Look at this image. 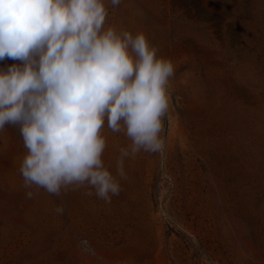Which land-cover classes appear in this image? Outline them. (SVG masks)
Listing matches in <instances>:
<instances>
[{
	"label": "rangeland",
	"instance_id": "rangeland-1",
	"mask_svg": "<svg viewBox=\"0 0 264 264\" xmlns=\"http://www.w3.org/2000/svg\"><path fill=\"white\" fill-rule=\"evenodd\" d=\"M108 13L174 65L164 152L126 159L111 203L84 188L57 197L22 186L26 149L6 126L0 264H264V0H121ZM103 135L115 175L130 142L106 123Z\"/></svg>",
	"mask_w": 264,
	"mask_h": 264
},
{
	"label": "clouds",
	"instance_id": "clouds-1",
	"mask_svg": "<svg viewBox=\"0 0 264 264\" xmlns=\"http://www.w3.org/2000/svg\"><path fill=\"white\" fill-rule=\"evenodd\" d=\"M120 3L0 0V62L13 61L0 67V132L10 126L22 137L25 189L59 197L84 188L111 203L126 159L164 152L175 68L144 31L108 23V5ZM105 123L130 142L115 175L102 159Z\"/></svg>",
	"mask_w": 264,
	"mask_h": 264
}]
</instances>
